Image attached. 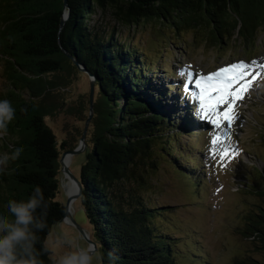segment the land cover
<instances>
[{"label": "trees", "instance_id": "obj_1", "mask_svg": "<svg viewBox=\"0 0 264 264\" xmlns=\"http://www.w3.org/2000/svg\"><path fill=\"white\" fill-rule=\"evenodd\" d=\"M107 8L113 9L116 20L134 26L152 19L179 31L194 29L204 20L210 38L218 42L254 41L257 32L264 31V0H0V95L11 96L18 106L0 140V152L24 145L21 156L0 173V207L6 209L9 199L27 198L40 185L48 201L47 226L39 233L43 243L64 216V204L56 199L59 158L76 145L58 144L44 119L61 105L56 99L66 77L79 70L66 51L95 77L97 87L90 145L77 177L101 264H108V252L116 255L115 264H196L192 258L199 249L175 241L159 224L166 221L167 208L142 194L148 184L143 159L152 155L155 145L175 170L199 186L200 175L194 173L199 159L184 154L177 143V129L190 126L187 112L181 115L174 92L167 97L174 86L154 74L159 73L157 61L149 60L136 43L121 39L114 27L91 22L97 10ZM163 68L175 75L172 68ZM261 176L253 185L259 200L246 216L243 233L264 247V169ZM183 249L189 254H179ZM42 258L49 264L47 255Z\"/></svg>", "mask_w": 264, "mask_h": 264}, {"label": "rangeland", "instance_id": "obj_2", "mask_svg": "<svg viewBox=\"0 0 264 264\" xmlns=\"http://www.w3.org/2000/svg\"><path fill=\"white\" fill-rule=\"evenodd\" d=\"M91 22L114 27L121 39L136 43L149 60L157 61L159 73L154 74L174 86L167 92V97L170 98L174 92L179 99L181 115L187 112L186 121L190 126L177 129V143L184 154L196 155L199 159L200 163L194 169L195 175H200L199 186L192 185L187 176L173 168L160 146L155 145L152 155L143 159V174L148 176V184L144 185L142 194L152 203L167 208L166 221L159 224L169 230L175 241L193 243L194 248L199 249L197 257L192 258L196 264L255 263L248 260L250 258L264 264L261 241L243 233L246 216L256 208L259 200L255 197L253 185L262 181L261 169H264V31L257 32L254 41L223 38L218 42L210 38L208 24L204 20L194 29L179 31L165 22L152 19L140 21L134 26L116 20L112 8L97 10ZM238 62L249 65V75L246 76L249 86L241 93L242 98L219 105L221 116L216 118L221 119L225 111H231L232 120L229 123L221 119L220 126L216 127L202 118L198 111L197 97L207 83L201 88L197 87V83L203 81L200 78L206 79ZM163 67L172 68L171 73L175 75L164 72ZM2 81L0 74V92L4 86ZM236 87L233 85L234 89ZM58 91L56 101L62 103L44 120L58 144L68 141L77 145L88 114V75L80 69L72 70L66 77L65 85ZM80 100H84V105L78 111ZM89 132L86 135V150L70 155L66 164L75 176L79 175L90 145ZM213 139L217 142L215 146ZM203 169L204 172L200 173ZM57 177L56 199L65 204L73 183L62 171L61 165ZM69 211L74 222L92 237L81 197L71 201ZM46 244L57 255L69 250V247H89L87 240L67 217L53 225ZM186 248L189 250L191 246ZM183 251L179 254H189L186 249ZM92 264H101L98 251H93Z\"/></svg>", "mask_w": 264, "mask_h": 264}, {"label": "clouds", "instance_id": "obj_3", "mask_svg": "<svg viewBox=\"0 0 264 264\" xmlns=\"http://www.w3.org/2000/svg\"><path fill=\"white\" fill-rule=\"evenodd\" d=\"M17 103L11 96L0 95V140L6 136L14 117ZM24 152L23 144H16L11 151L0 152V173L7 162L19 158ZM48 201L40 185L33 187L27 198L9 199L7 207H0V264H92L93 250L71 248L54 254L39 235L47 226ZM41 247H37V244ZM108 264H115L116 255L108 252Z\"/></svg>", "mask_w": 264, "mask_h": 264}, {"label": "snow or ice", "instance_id": "obj_4", "mask_svg": "<svg viewBox=\"0 0 264 264\" xmlns=\"http://www.w3.org/2000/svg\"><path fill=\"white\" fill-rule=\"evenodd\" d=\"M248 68L249 65L238 62L206 78L207 87L203 88L197 97L199 100L198 111L202 118L208 119L216 127L220 126L221 119L231 123V111H225L221 119L216 118L221 116L218 110L219 105L221 103L230 104L242 98L241 93L246 91L249 86L246 80V76L249 75ZM233 85H237V87L234 89ZM197 87H202L200 82L197 83ZM229 97L232 99L229 100ZM212 143L215 146L217 142L213 139Z\"/></svg>", "mask_w": 264, "mask_h": 264}, {"label": "water", "instance_id": "obj_5", "mask_svg": "<svg viewBox=\"0 0 264 264\" xmlns=\"http://www.w3.org/2000/svg\"><path fill=\"white\" fill-rule=\"evenodd\" d=\"M64 3H66V0H64ZM62 24H63V19L60 22L61 26H62ZM64 53L66 56H68L73 61V63L78 67V69L84 71L88 75L89 91H88V98H87L88 114H87V117L85 118L84 125H83L82 131H81V135H80V138L78 140V144L72 149H68V150L63 151L61 153L60 158H59V162H60V165L62 167V171L75 184L74 192L71 193L67 197L66 203L64 204L65 213H64V216L61 220H65L66 217L69 218L71 221V224H74L76 226V228L79 230V232L87 240V242L89 244L88 248L92 249L93 251H98V243L94 240L93 229H92V237H91V235L86 233L85 231H83V229L80 226H78L71 217V214L69 211L70 203L73 199H75L77 197H81L82 185H81L79 178L77 176L73 175L71 173V171L69 170V167L64 163V158L66 155H73L75 153L83 152L86 150L85 149L87 147L86 135H87L88 130H90L89 125L91 124V119H92V116L94 113L93 112V106H94L95 99L97 97V87L95 85V77L88 70H86L83 67H80L78 65V62L71 55H69L66 51H64ZM91 228H92V226H91Z\"/></svg>", "mask_w": 264, "mask_h": 264}, {"label": "bare ground", "instance_id": "obj_6", "mask_svg": "<svg viewBox=\"0 0 264 264\" xmlns=\"http://www.w3.org/2000/svg\"><path fill=\"white\" fill-rule=\"evenodd\" d=\"M200 80H203L202 82L200 81L201 86L206 83V79L205 78H200ZM69 160H70V155H66L65 158H64V163L65 164H68L69 163ZM70 182L73 183V184H71V187H70V190H69V194L73 193L74 190H75V184H74V182L71 179H70Z\"/></svg>", "mask_w": 264, "mask_h": 264}]
</instances>
